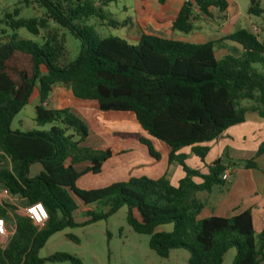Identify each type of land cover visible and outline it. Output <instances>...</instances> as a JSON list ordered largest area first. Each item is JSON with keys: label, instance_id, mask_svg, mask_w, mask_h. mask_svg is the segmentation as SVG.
<instances>
[{"label": "trees", "instance_id": "trees-1", "mask_svg": "<svg viewBox=\"0 0 264 264\" xmlns=\"http://www.w3.org/2000/svg\"><path fill=\"white\" fill-rule=\"evenodd\" d=\"M116 0L72 2L71 0H22L36 2L45 9L43 16L18 17L19 9L6 11L4 24L11 30L25 28L39 35L50 22L67 28L80 41L74 60L66 58L63 37L47 31L40 45L12 34L0 41V188L18 196L22 204L41 202L48 219L35 226L29 218L14 214L15 229L4 247H0V264H43L39 249L49 236L65 227L83 225L73 220L72 213L81 212L87 222L106 219L120 207H126V223L140 234L149 235L148 246L160 257L170 250L185 249L187 264H221L224 253L234 247L232 264L264 263V227L255 234L250 210L231 217L209 216L198 219L203 203L192 197L195 190L209 191L222 183L226 169L221 159L205 164L207 173L186 164L189 147L202 162L208 143L230 126L242 123L250 109L264 117V75L253 64L264 65V44L248 29H237L220 40L192 43L170 37L148 34L141 30L135 44L120 37H97L82 21L88 17L106 20L108 25H125L110 18L102 7ZM149 0H141V11ZM163 5L165 0H157ZM248 12L260 14L258 0H249ZM227 0H182L175 16L162 18L159 12L153 21L159 27L169 23L172 30L189 33L193 29L195 9L211 17L212 8L225 12ZM229 40L241 46V52L216 58L215 44ZM70 90L73 97L94 100L101 111L131 112L143 132L162 142L168 149V164H178L184 176L177 185L167 175L156 179L130 176L126 180L84 189L76 183L80 176L101 172L103 163L116 152L109 146L93 148L83 143L88 137L84 120L69 108L43 105L54 86ZM36 91L34 122L52 124L47 131L10 130L14 115L28 103ZM242 100L253 103L241 105ZM122 140H135L144 145L155 160L160 159L148 137L137 132H112ZM264 154V141L254 157ZM253 157V158H254ZM252 159L245 166L252 167ZM9 163L3 165V163ZM39 163L41 171L28 177L29 167ZM78 165L83 168L78 169ZM193 177L201 178L199 184ZM104 205L105 212L90 209ZM5 215L4 210L0 211ZM172 223L170 232L157 231L160 225ZM78 242L74 235H67ZM47 260L78 259L57 253Z\"/></svg>", "mask_w": 264, "mask_h": 264}, {"label": "rangeland", "instance_id": "rangeland-1", "mask_svg": "<svg viewBox=\"0 0 264 264\" xmlns=\"http://www.w3.org/2000/svg\"><path fill=\"white\" fill-rule=\"evenodd\" d=\"M76 2L77 0H71ZM86 1V0H80ZM98 5L97 0H88ZM182 0H165L163 5L159 4L157 0L148 1V9L141 11V0H116L109 3L107 6L102 7L104 12L112 19L119 23L125 22V25L112 26L108 25L106 20H100L97 17H88L82 23L89 26L94 34L99 38L107 37H120L125 39L128 43L135 44L140 35V28L138 21L143 20V31L148 34L170 37L177 40H184L190 34L197 30L204 31L205 34H215L216 30L222 33L224 29L220 28L225 26V21L228 23V28L231 32L237 29H248L257 34V37L264 44V0H258V6L263 10L260 14H253L248 12L250 5L249 0H227L228 7L225 12H219L217 9L212 8L210 12L211 17L204 18V15L199 14L193 9V14L197 18L193 19V29L189 33H183L178 30H172L170 26L163 25L155 27L153 20L156 19L159 12L163 13V17L175 16L178 6ZM15 8L19 9L18 17L33 18L43 16L45 9L36 2H30L25 5L22 0H0V41H5L10 35L16 34L19 38L30 40L38 45L42 43V37L46 35L47 31L54 30L56 36L63 37L64 46L67 51L66 58L74 60L80 50V41L76 38L67 28L57 27L50 22L48 25L40 30L39 35L29 33L25 28L11 30L3 22V15L6 11L12 12ZM226 17L227 20H226ZM200 25V26H199ZM199 26V28H198ZM253 27L257 31L252 30ZM214 30V31H213ZM217 50V46H215ZM231 54H239L230 51ZM253 69L258 73L264 75V65L253 64ZM58 87H63L57 85ZM65 88V87H64ZM252 102L249 100H242V105H249ZM39 104V99L35 94L31 95L29 101L24 105L12 118L9 128L10 130L19 131H47L52 124L39 125L34 122L35 106ZM129 117H121L120 119L106 121L101 119L100 116L95 115L97 122H101L104 127L112 128L113 132L128 131L134 132L137 127V122L132 118L131 112ZM88 127V143L87 146L93 148H102L98 143L106 141L113 147L118 146L122 139L115 138L112 133L107 134L105 139L99 135L93 126V122L83 119ZM98 139H100L98 141ZM100 143V144H101ZM192 155V153H189ZM128 156H116L115 160H110L105 165L103 173L98 174L86 173L77 181L80 188H95L100 187V183L107 184L110 179L109 170L112 166L118 165L122 161L127 162ZM124 164V163H122ZM9 167V163H3ZM127 165V164H124ZM83 168L79 165L78 169ZM34 166L29 168L28 177H34ZM124 171L118 174L114 179H125L129 166L123 168ZM167 175V172L164 173ZM163 174V175H164ZM106 179V180H105ZM87 184V185H85ZM97 184V185H96ZM91 186V187H86ZM14 200L16 207L19 211L23 206L22 200L18 197ZM80 208L72 213L73 220L76 223H84L73 227H65L59 232H55L48 237L45 244L39 249L38 257L45 259L43 264H73L71 260H47L57 253H65L72 258L78 259L80 264H187L188 252L182 248H175L170 250L167 257L163 258L158 256L148 246L149 235L140 234L131 229L126 223V207H120L115 213L109 215L106 219L87 222L88 216L81 211ZM90 209L96 212H105L108 208L104 205H93ZM173 228L172 223L160 225L156 228L157 231L170 232ZM67 235H74L77 237L78 242L71 240ZM236 249L229 248L222 257L221 264H232Z\"/></svg>", "mask_w": 264, "mask_h": 264}, {"label": "crops", "instance_id": "crops-1", "mask_svg": "<svg viewBox=\"0 0 264 264\" xmlns=\"http://www.w3.org/2000/svg\"><path fill=\"white\" fill-rule=\"evenodd\" d=\"M161 17L166 18L173 16L163 17L162 13ZM227 18L228 17H226V20ZM224 24L225 26L222 25V27H220L224 29L222 33H219V31L216 30L215 34H205L204 31H201L203 29H201L196 32L192 31L190 36L183 41L192 43H203L209 40L218 41L231 33L227 21H225ZM163 25L170 26L169 23H164L160 26ZM215 46H217V50L214 51L216 58H220L225 54L230 53V51L235 53L241 52V46L229 40L219 41ZM33 94L37 96L36 91H34L32 95ZM43 105L50 108H69L70 111L82 119L92 121L96 131L103 137L101 140L105 139V136L111 134L114 130L112 128L104 127L101 122H97L95 115H99L101 119L106 121L130 116L128 115L130 112L101 111L98 109L96 101L75 98L72 96L69 89L58 87L57 85L53 87L47 102H44ZM252 105L253 103L242 106L250 107ZM131 116L135 119L134 115ZM134 132L148 137L139 125H137ZM148 139L159 152V160L150 157L147 153L146 147L135 140H121L119 145L115 146V148H113L114 146L112 147L106 139L105 141H102V143L99 142V145H102L103 147L109 146L116 152L124 151L123 153L112 156L109 160L103 163L101 168L102 173L105 165L108 164L110 160H115L113 158L116 156L119 155L120 158L122 156H128V163L121 159V162L118 163V165L111 167L109 170V176L106 177L107 179H110V182L107 184L100 183V187L108 185L111 182L126 180L130 176L145 175L156 179L166 172L171 184L177 185L178 180L184 176L182 167L175 163L168 164V149L166 146L162 142L153 138L148 137ZM99 140L100 139H98V141ZM262 141H264V117H261L257 111L248 109L245 112V118L242 123L228 127L218 138L203 144L209 147V150L204 157V162L195 156L190 151L189 147L183 148L180 151L186 154V164L192 168L200 170L202 173H207V167H205L204 163L209 164L216 159H221L223 164L226 165L224 171L228 173L227 179H222V183L213 185L209 191L195 190L192 193L193 198L200 200L203 203V206L197 215L198 219L212 215L228 218L248 209L250 210L252 217L255 234H258L262 230L264 227V154L254 157L255 151L259 143ZM87 143L88 137L83 144L87 146ZM189 153H192V155H189ZM252 158L255 166H245L244 161ZM32 166L35 168L34 175L36 176L41 171L42 167L39 163H34L29 168ZM128 166L127 178L122 180L114 179L118 174L124 171L123 168ZM192 180L196 184L201 182V178L199 177H193Z\"/></svg>", "mask_w": 264, "mask_h": 264}, {"label": "built area", "instance_id": "built-area-1", "mask_svg": "<svg viewBox=\"0 0 264 264\" xmlns=\"http://www.w3.org/2000/svg\"><path fill=\"white\" fill-rule=\"evenodd\" d=\"M254 32L257 31L253 27ZM228 173L223 172L221 178L227 179ZM17 200L15 195H12L5 187L0 188V211L4 210L5 215L0 214V247H4L11 237L15 229L14 214H21L31 220L38 227H41L48 219V213L45 206L41 202H32L22 206L21 211L15 209Z\"/></svg>", "mask_w": 264, "mask_h": 264}]
</instances>
